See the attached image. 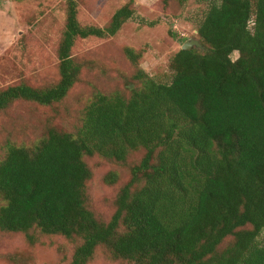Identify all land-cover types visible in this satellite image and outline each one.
Wrapping results in <instances>:
<instances>
[{
    "label": "trees",
    "instance_id": "trees-1",
    "mask_svg": "<svg viewBox=\"0 0 264 264\" xmlns=\"http://www.w3.org/2000/svg\"><path fill=\"white\" fill-rule=\"evenodd\" d=\"M63 1L58 82L6 87L0 111L19 99L62 100L82 70L72 56L76 41L112 37L135 17L129 1L106 26L82 25L78 0ZM198 1L207 4L196 28L206 50L180 48L170 81L140 71L129 97L97 93L75 133L50 128L32 143L7 144L1 232L23 234L31 246L62 237L72 244L69 264H90L99 250L122 264H264V0ZM124 53L133 63L142 54L129 46ZM137 150L144 154L113 214L98 218L85 157L124 162ZM103 180L116 184L118 174ZM17 254L5 260L28 261Z\"/></svg>",
    "mask_w": 264,
    "mask_h": 264
},
{
    "label": "rangeland",
    "instance_id": "rangeland-1",
    "mask_svg": "<svg viewBox=\"0 0 264 264\" xmlns=\"http://www.w3.org/2000/svg\"><path fill=\"white\" fill-rule=\"evenodd\" d=\"M129 1L135 17L114 36L76 41L72 56L82 70L62 100L46 106L19 99L0 111V160L8 143H32L50 128L75 133L97 93L129 97L130 90L140 86L136 78L140 71L158 82L170 81V59L185 40L198 39L197 24L207 4L198 0H170L165 6L162 0H78V20L82 25L104 27ZM64 24L63 0H0V91L19 83L46 89L58 82L57 47ZM126 46L142 52L137 63L126 57ZM237 57L238 52L231 55ZM143 154L144 150L130 152L124 162L85 157L92 170L87 183L89 207L98 218L107 221L111 217L118 190L129 182L131 167ZM110 171L118 174L116 184L103 180ZM72 249L59 236L41 238L31 246L23 234L0 231V264H10L5 258L17 257V253L28 260L25 264H69ZM90 264L122 263L108 260L99 250Z\"/></svg>",
    "mask_w": 264,
    "mask_h": 264
},
{
    "label": "water",
    "instance_id": "water-1",
    "mask_svg": "<svg viewBox=\"0 0 264 264\" xmlns=\"http://www.w3.org/2000/svg\"><path fill=\"white\" fill-rule=\"evenodd\" d=\"M182 50L199 49L205 51L206 48L201 44L199 39L189 38L185 40L181 46Z\"/></svg>",
    "mask_w": 264,
    "mask_h": 264
}]
</instances>
